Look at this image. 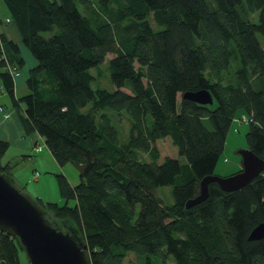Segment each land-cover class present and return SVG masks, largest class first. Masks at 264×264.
Wrapping results in <instances>:
<instances>
[{"label": "trees", "instance_id": "1", "mask_svg": "<svg viewBox=\"0 0 264 264\" xmlns=\"http://www.w3.org/2000/svg\"><path fill=\"white\" fill-rule=\"evenodd\" d=\"M3 1L36 63L16 96L24 60L0 33V85L24 127L79 175L71 183L56 173L63 202L34 199L75 224L91 264H123L130 252L145 264H264V237L247 238L264 221V169L235 190L211 181L205 199L185 206L216 173L239 110L247 147L264 159V0ZM104 62L112 89L93 85L91 69L101 73ZM201 88L211 103L183 97ZM108 109L126 112L125 142ZM165 136L184 160L159 161ZM8 145L0 138V169L10 174L1 160ZM163 185L172 186L171 203L157 192ZM20 249L0 230V264H28Z\"/></svg>", "mask_w": 264, "mask_h": 264}, {"label": "water", "instance_id": "2", "mask_svg": "<svg viewBox=\"0 0 264 264\" xmlns=\"http://www.w3.org/2000/svg\"><path fill=\"white\" fill-rule=\"evenodd\" d=\"M183 97L199 103L212 102V95L205 88L184 91ZM238 153L241 168L229 175H204L199 181L198 193L186 200V207L207 197L211 181L224 190H235L263 171L264 159L249 147L238 149ZM0 230L17 237L28 264H91L89 253L74 229L52 220L48 212L1 169ZM262 237L264 221L253 226L247 236L248 239Z\"/></svg>", "mask_w": 264, "mask_h": 264}, {"label": "rangeland", "instance_id": "3", "mask_svg": "<svg viewBox=\"0 0 264 264\" xmlns=\"http://www.w3.org/2000/svg\"><path fill=\"white\" fill-rule=\"evenodd\" d=\"M209 4L214 5V0H207ZM50 33H46L48 35ZM112 56V53H108L107 57ZM107 59V58H106ZM106 62L99 65L101 73L92 67L91 71L96 74L99 78V83L94 82L93 85L98 84L100 86H104L108 89L114 88V85L109 80L108 69L106 68ZM239 64V60L235 55V59L232 61V65L230 67L231 71H235L236 66ZM20 66V70L22 73H27V65L23 62ZM27 74L25 75V77ZM28 90L25 81L22 84H19L15 93L16 96H20L26 93ZM180 98V94H178V99ZM5 101L8 103L9 108L11 110L12 118H19V113L17 108L12 103V97L7 93L2 94L0 92V102ZM88 107V106H87ZM86 107V108H87ZM85 110V108H84ZM110 111L111 123L118 129V137L119 141L125 142L129 135V119L125 111H122L119 115L118 112L114 113L113 110L108 109ZM241 114L240 110L236 113V117L232 120L230 127L228 129L225 144L223 151L216 163L215 172L219 175H229L233 173L239 165H236L240 162L241 156L238 153V149L247 147V140L245 137V131L247 130L248 124L245 122H240L238 120V115ZM26 132H30L31 130H27L24 127ZM36 132V131H34ZM35 134V133H34ZM19 139L21 135L18 134ZM15 139H17L15 137ZM13 140L9 143L8 148L4 155L2 156V162L6 160H11L12 167L9 169L10 175L15 180V182L22 187V189L29 194L32 198L41 197L43 200H53L58 202H63V198L60 196L57 181H56V173L63 172L66 174L72 182H77L79 175L78 169L76 165L72 162H66L63 165H59L56 161L52 160L50 154H46L45 152H37L31 151V155L22 156L23 149L20 147L17 140ZM159 150L160 157L159 161H161L166 155H170L173 157H177L180 160H184V157L178 153L177 146L172 143L169 136H165L162 138H158L156 142ZM45 151L47 150V146L43 148ZM28 152V150H25ZM49 156V157H48ZM35 170L40 172V175L37 178H34ZM157 192L163 198L164 202L171 203L173 200L172 196V186L163 185L157 188ZM71 202V201H70ZM49 217L57 222L58 224H64L72 227L76 234L80 237L81 235L75 226V224L67 218H57L54 213L47 209ZM20 258L26 260V256L23 250L20 249ZM155 262V261H154ZM153 262V263H154ZM145 264V257H142V260L137 259L134 253H128L127 257L124 260L123 264ZM168 263L172 264L173 260L168 259ZM155 264V263H154Z\"/></svg>", "mask_w": 264, "mask_h": 264}, {"label": "crops", "instance_id": "4", "mask_svg": "<svg viewBox=\"0 0 264 264\" xmlns=\"http://www.w3.org/2000/svg\"><path fill=\"white\" fill-rule=\"evenodd\" d=\"M0 33H2L7 39L14 41L18 45L20 54L23 57L25 64L28 66L27 67V73H28L29 68L36 63V59L32 55L31 51L28 49V47L24 44L22 35L15 21L12 19L10 12L3 0H0ZM18 71H19L18 74L13 75L14 93L18 85L22 84L25 81L26 79L25 75L27 74V73H22L20 69ZM0 92L2 94V97L4 96V94H7V92L2 88L1 85H0ZM15 95L17 94L15 93ZM2 105L9 106L8 103L5 101L0 102V107ZM18 134H20L21 138L23 139H19ZM15 137L18 140L15 139ZM0 138L8 141V143H11L14 139L17 140L20 147L24 150L22 156L31 155L30 153L31 151L45 152L48 155L50 154L51 156L50 158L55 161L50 150L48 148L46 151L43 149L46 146L43 137L39 133L34 132V130H31L30 132H26L24 130V125L22 124L20 118L13 119L12 116H10L9 118L0 117ZM38 145H41L42 147L40 149H37L36 147ZM25 150H28V152H26ZM7 161L11 162V160H6L5 162ZM236 165H239L238 168H240L241 160ZM70 182L76 183V182H72L71 180Z\"/></svg>", "mask_w": 264, "mask_h": 264}, {"label": "built area", "instance_id": "5", "mask_svg": "<svg viewBox=\"0 0 264 264\" xmlns=\"http://www.w3.org/2000/svg\"><path fill=\"white\" fill-rule=\"evenodd\" d=\"M19 71H15L14 70V74H18ZM11 114V111L9 108H3V106L0 107V117H5V118H9ZM244 118V117H243ZM245 119V118H244ZM42 146L38 145L36 148L40 149ZM36 175L38 174V172L36 171L35 173Z\"/></svg>", "mask_w": 264, "mask_h": 264}]
</instances>
